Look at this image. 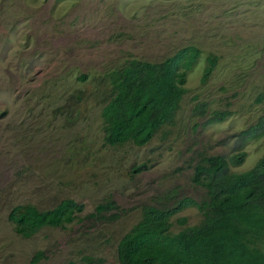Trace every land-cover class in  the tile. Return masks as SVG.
<instances>
[{
    "label": "rangeland",
    "instance_id": "rangeland-1",
    "mask_svg": "<svg viewBox=\"0 0 264 264\" xmlns=\"http://www.w3.org/2000/svg\"><path fill=\"white\" fill-rule=\"evenodd\" d=\"M184 43L217 56L212 74L197 85L201 57L173 122L146 143L103 146L98 103L104 85L94 79L101 65L129 54L157 57ZM78 72L91 76L79 82ZM259 91L264 0H0V264H119L115 243L138 218L139 202L170 185L197 196L187 160L196 149L228 152L232 139L223 136L264 108L253 102ZM203 101L205 112H231L201 124L206 115L193 105ZM243 149L234 170L254 164L264 135ZM64 196L81 201L82 213L110 196L119 205L117 217L45 226L29 237L7 222L14 203L45 207ZM178 214L186 223L199 217L194 208ZM37 251L42 254L32 261Z\"/></svg>",
    "mask_w": 264,
    "mask_h": 264
},
{
    "label": "trees",
    "instance_id": "trees-1",
    "mask_svg": "<svg viewBox=\"0 0 264 264\" xmlns=\"http://www.w3.org/2000/svg\"><path fill=\"white\" fill-rule=\"evenodd\" d=\"M172 48H163L157 57L129 54L101 65L94 79L104 85L98 103L103 146L146 143L173 122V113L187 90L190 71L201 57L203 65L197 85L212 74L217 62L212 52L205 53L194 43ZM90 76L78 72L75 77L85 82ZM73 94L81 97L78 90ZM253 102L264 103V91L257 92ZM193 106L206 115L201 124L220 122L231 112L229 109L205 112L204 101ZM262 135L264 108L254 121L223 136L224 140L232 139L228 152L196 149L186 167L190 168V182L201 192L193 196L170 185L141 200L138 218L115 243L118 263L264 264V152L250 168H233L245 157L244 145ZM141 166L144 165L132 169L139 170ZM83 208L81 201L64 196L45 207L17 202L9 206L5 215L15 234L29 237L45 226L63 227L84 219L113 220L119 205L105 196L90 211L82 213ZM184 208H194L198 219L186 223V215H177ZM173 222L179 226L175 230ZM41 254L35 252L32 261Z\"/></svg>",
    "mask_w": 264,
    "mask_h": 264
}]
</instances>
